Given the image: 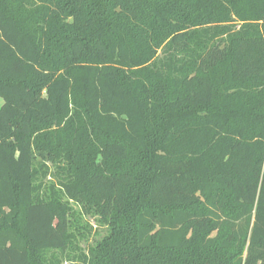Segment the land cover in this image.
Listing matches in <instances>:
<instances>
[{
    "label": "trees",
    "instance_id": "16d2710c",
    "mask_svg": "<svg viewBox=\"0 0 264 264\" xmlns=\"http://www.w3.org/2000/svg\"><path fill=\"white\" fill-rule=\"evenodd\" d=\"M0 98V264H264V0H0Z\"/></svg>",
    "mask_w": 264,
    "mask_h": 264
},
{
    "label": "rangeland",
    "instance_id": "374dc122",
    "mask_svg": "<svg viewBox=\"0 0 264 264\" xmlns=\"http://www.w3.org/2000/svg\"><path fill=\"white\" fill-rule=\"evenodd\" d=\"M3 104V100L0 98V106ZM50 182H54L53 176H48L45 179V183L49 184ZM71 206L76 212V217L80 223L81 228L85 230V239L80 242L81 250L87 252L91 247L95 246L98 242H100L107 234L108 227L102 226L97 217H93L91 215H87L84 213L83 209L71 202ZM73 257V258H72ZM70 259L57 256L58 264H80L76 257L72 255Z\"/></svg>",
    "mask_w": 264,
    "mask_h": 264
}]
</instances>
